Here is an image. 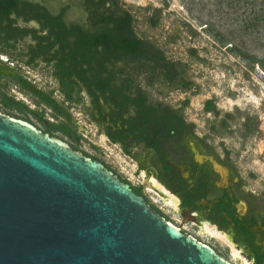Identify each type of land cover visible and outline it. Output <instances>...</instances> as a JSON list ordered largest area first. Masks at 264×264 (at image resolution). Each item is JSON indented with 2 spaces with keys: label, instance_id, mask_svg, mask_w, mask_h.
<instances>
[{
  "label": "rangeland",
  "instance_id": "374dc122",
  "mask_svg": "<svg viewBox=\"0 0 264 264\" xmlns=\"http://www.w3.org/2000/svg\"><path fill=\"white\" fill-rule=\"evenodd\" d=\"M24 1L40 4L56 16L64 13L68 24L86 22L81 0ZM123 2L135 15L138 36L159 47L178 71L170 84L160 68L131 62L118 66L151 103L171 108L186 122L184 135L166 146L165 157L143 144L126 149L114 143L108 137L114 108L103 100L97 106L83 85L68 90L58 73L57 51H48L26 67L28 51L47 37V29L38 20L11 21L21 34L11 43L13 50L0 45V64L4 60L5 67L16 68L20 77L52 95L58 110L45 108L14 78L0 76V111L43 131L65 124L71 136L62 132L54 136L73 149L102 162L133 187L150 180L154 187L143 189L144 196L183 233L210 246L231 264H257L245 241L226 226L222 216L208 219L205 211L198 212L204 220L200 225L183 218L184 194L176 172L187 179L189 192L205 183L208 199L220 196L223 185L231 187L245 206L244 216L264 229V0ZM8 60L16 64H7ZM5 93L11 99L9 105L3 102ZM15 100L24 104L18 106ZM209 104L215 108L212 112ZM197 156L205 158L204 167L196 163ZM167 164L174 166L172 175L167 174ZM257 243H264V233L257 235Z\"/></svg>",
  "mask_w": 264,
  "mask_h": 264
},
{
  "label": "water",
  "instance_id": "95a60500",
  "mask_svg": "<svg viewBox=\"0 0 264 264\" xmlns=\"http://www.w3.org/2000/svg\"><path fill=\"white\" fill-rule=\"evenodd\" d=\"M0 264L230 263L102 162L0 111Z\"/></svg>",
  "mask_w": 264,
  "mask_h": 264
},
{
  "label": "trees",
  "instance_id": "16d2710c",
  "mask_svg": "<svg viewBox=\"0 0 264 264\" xmlns=\"http://www.w3.org/2000/svg\"><path fill=\"white\" fill-rule=\"evenodd\" d=\"M81 4L86 15L84 25L68 24L64 13L56 16L40 4L0 0V41L8 45L21 34L10 25L12 16L38 20L47 29V37L31 51H57L58 73L68 90L83 85L96 98L97 106L103 100L114 108L108 137L126 149L145 144L161 151L165 142L184 132V119L169 107L151 103L118 66L131 62L160 68L165 79L174 84L178 75L175 63L168 61L152 41L138 36L135 15L123 0H81ZM149 22L156 26L154 19ZM47 101L53 103L49 98ZM207 108L210 112L215 109L210 104ZM61 130L71 136L70 127ZM132 189L142 196L140 188Z\"/></svg>",
  "mask_w": 264,
  "mask_h": 264
},
{
  "label": "flooded vegetation",
  "instance_id": "af4514ba",
  "mask_svg": "<svg viewBox=\"0 0 264 264\" xmlns=\"http://www.w3.org/2000/svg\"><path fill=\"white\" fill-rule=\"evenodd\" d=\"M14 18L19 19L17 16L14 15L11 17V21H13ZM13 28H15V27H13ZM17 36L14 37L13 40H11L8 45H4L1 41H0V45L5 46L7 49L13 50L15 48V45H11V43L17 41ZM45 54H47V51H28V56H27L28 59L26 62V67L30 68L31 66H33V64H35V62L38 59H40L42 57V55H45ZM0 57L2 58L3 55L0 54ZM4 62L5 61L2 60L1 64H0V76L1 77L14 78L17 81V84L24 91H27L31 94L36 95L38 97V99L40 100L41 104L45 108L48 107L49 109L54 110V111L58 110V103L55 101V99L52 95H49V94L43 92L42 90H38L37 89L38 87L33 86L32 83H29V81L27 80L26 77H20L18 75V73L16 72V70H17L16 68L11 69L10 66L5 67ZM7 62H8L7 64H16L15 61H12L11 63H9V60H8ZM18 94L22 95L21 93H18ZM13 98H17V97L14 96ZM47 98H49V100L52 101L53 103H50L49 101H47ZM10 101H11L10 97H8V94L5 93V99L3 101L4 104L9 105ZM13 103H15L18 106H22V104H24V103H19V102L17 103L16 100L13 101ZM37 116H39L42 120L45 118L44 113H41V114L38 113ZM65 117H66V115H65ZM66 119L68 120V122H70L69 116H67ZM27 122H29V121H27ZM29 123H31V122H29ZM32 125H34V124H32ZM35 127L38 128L37 126H35ZM63 127H66V125L61 124L60 127L56 128V129L47 128L46 131H43L39 128L38 129L44 133L49 132V134L54 136L55 132H61L62 131L61 129ZM185 130H186V127H185ZM185 130L181 135L171 138V140L169 142H165L163 145V149L161 151H158L155 149L154 150L157 151L158 153H160L163 157H165L166 156V151H165L166 146L171 144V142L173 140L183 136L185 133ZM62 133H64V132H62ZM143 145H145V144H143ZM151 149H153V148H151ZM195 161L199 165V167L205 166L206 160L204 157L197 156ZM165 168H166L167 174L172 175V173L174 172V166L167 164L165 166ZM217 169L219 170L220 174L223 177H226V172L222 168L217 167ZM176 182L180 184V187L183 190V194H184L183 195L184 203H183V209H182V216L184 219H186L187 221L188 220L193 221V219H197V221H196L197 224L202 223L204 221L203 218L197 214L198 212H201V211H205L207 213L208 219H211L213 217L215 218V217L222 216L225 220L226 226H230L233 230L236 231L237 236H239L242 240L245 241V243L247 244V246L251 250L253 256L255 257L257 264H259V263L264 264V243H257V235L264 233V229L257 226L255 224L253 218L247 219L244 216L245 206L239 200L237 194L235 193V191L231 187H227V186L223 185V188H220V191H221L220 196H218L214 199H208V197H207L208 193L206 190L207 185L205 183H201V185H199L196 189H194L192 192H189L186 190L187 189V184H186L187 179H185L181 175V173H177V172H176ZM149 185L154 187L153 183L150 180L147 181V183L145 185L139 187L140 189L137 187H133L132 185H131V187L139 189L141 191L142 197H144L146 199V197L144 196L143 189H145ZM146 201L148 202L147 199H146ZM153 209H155V208L153 207Z\"/></svg>",
  "mask_w": 264,
  "mask_h": 264
},
{
  "label": "bare ground",
  "instance_id": "6f19581e",
  "mask_svg": "<svg viewBox=\"0 0 264 264\" xmlns=\"http://www.w3.org/2000/svg\"><path fill=\"white\" fill-rule=\"evenodd\" d=\"M201 220V219H200ZM199 221V220H198ZM172 224V223H171ZM201 223H199V225H200ZM173 225V224H172ZM203 225V224H202ZM176 227V226H175ZM231 264V263H230Z\"/></svg>",
  "mask_w": 264,
  "mask_h": 264
}]
</instances>
